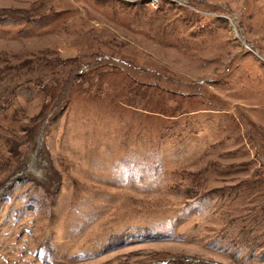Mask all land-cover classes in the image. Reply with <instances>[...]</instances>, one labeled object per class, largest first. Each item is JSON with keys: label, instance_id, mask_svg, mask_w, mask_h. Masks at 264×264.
<instances>
[{"label": "rangeland", "instance_id": "rangeland-1", "mask_svg": "<svg viewBox=\"0 0 264 264\" xmlns=\"http://www.w3.org/2000/svg\"><path fill=\"white\" fill-rule=\"evenodd\" d=\"M0 264H264V0H0Z\"/></svg>", "mask_w": 264, "mask_h": 264}]
</instances>
